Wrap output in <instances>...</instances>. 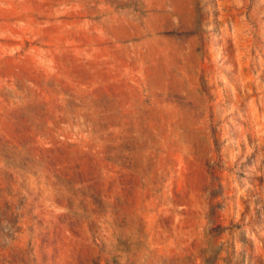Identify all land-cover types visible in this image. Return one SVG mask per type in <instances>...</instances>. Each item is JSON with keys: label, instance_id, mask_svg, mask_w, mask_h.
<instances>
[{"label": "rangeland", "instance_id": "obj_1", "mask_svg": "<svg viewBox=\"0 0 264 264\" xmlns=\"http://www.w3.org/2000/svg\"><path fill=\"white\" fill-rule=\"evenodd\" d=\"M0 264H264V0H0Z\"/></svg>", "mask_w": 264, "mask_h": 264}]
</instances>
